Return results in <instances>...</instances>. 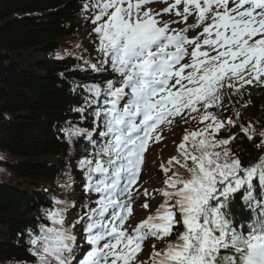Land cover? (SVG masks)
Here are the masks:
<instances>
[{
	"label": "snow or ice",
	"instance_id": "obj_1",
	"mask_svg": "<svg viewBox=\"0 0 264 264\" xmlns=\"http://www.w3.org/2000/svg\"><path fill=\"white\" fill-rule=\"evenodd\" d=\"M153 2L82 4L99 43L95 60L78 67L97 74L110 68L117 77L73 82L72 91L84 93L83 103L71 109L79 121H66L60 131L69 143L81 137L93 146L78 166L85 173L83 190L100 198L96 207L84 204L87 211L65 227L69 203L53 197L54 207L44 210L53 226L41 224L39 235L29 229L35 264H73L81 224L91 247L79 264H264V130L255 145L261 154L248 163L231 147L237 134L218 136L236 125L220 111L228 110L225 99L243 97L247 86H264V0H173L160 11L147 7ZM173 13L178 20L162 19ZM178 22L185 27H171ZM193 28L200 31L189 37ZM177 117L199 120L203 127L185 129L178 156L161 164L164 187L154 191L162 202L152 210L153 193L144 190L142 207L149 214L131 226L133 201L140 195L133 186L145 153L162 139L160 126ZM89 118L90 127H81ZM239 128L249 140L256 136L251 124ZM241 193L248 208H258L246 231L237 229L233 211ZM178 226L183 231L170 240ZM149 239L167 243L159 249L153 243L141 260Z\"/></svg>",
	"mask_w": 264,
	"mask_h": 264
},
{
	"label": "trees",
	"instance_id": "obj_2",
	"mask_svg": "<svg viewBox=\"0 0 264 264\" xmlns=\"http://www.w3.org/2000/svg\"><path fill=\"white\" fill-rule=\"evenodd\" d=\"M83 3L0 0V163L10 174V181L0 182V264H35V256L28 251L29 229L39 235L41 224L53 226L43 213L47 207H54L50 195L83 194L85 173L78 161L92 152L93 146L81 137L69 143L60 131L66 121H79L71 109L83 103L84 93L82 89L74 93L73 82L94 83L117 77L110 68L103 74L80 70L90 57L77 47ZM25 53L37 58L30 60ZM224 104L234 113L239 111L237 122L251 124L256 136L249 140L240 128L226 127L218 133L219 138L237 134L232 149L245 163L254 161L261 154L255 145L264 129V86H247L243 97L233 96ZM90 125L91 118L80 124L86 128ZM1 155L9 159L3 160ZM254 183L258 191V179ZM66 184L70 186H62ZM241 196L233 205L238 230H244L241 227L246 228L258 213V208L254 213ZM75 200L73 205L77 206L69 207L72 215L68 227L81 211L83 199L79 196ZM180 231L169 239H175Z\"/></svg>",
	"mask_w": 264,
	"mask_h": 264
},
{
	"label": "rangeland",
	"instance_id": "obj_3",
	"mask_svg": "<svg viewBox=\"0 0 264 264\" xmlns=\"http://www.w3.org/2000/svg\"><path fill=\"white\" fill-rule=\"evenodd\" d=\"M172 2L173 0H155V2L150 3V4L155 8V11H160L161 9L167 7L168 4ZM162 19L165 21L178 20V18L175 16L174 13L169 16L163 15ZM194 21H195V17L190 16L188 23H193ZM171 27H174L175 29L179 30L180 28H184L185 24L183 22L173 23L171 24ZM199 31H200L199 28H193L188 31L187 35L189 37H194V36H197ZM88 42L86 43V45L90 47L91 44ZM25 56H27L28 58H31L30 60L37 58V55H33V54L28 55L25 53ZM223 115L224 117H226L227 112H223ZM197 127L198 126L194 124L192 125L193 130H195ZM177 135H178V132L176 133V136ZM180 136H183V134H180ZM174 149H175V146H171V147L165 148L163 152L157 151L154 154L150 155L148 157L149 171L151 173L152 172L161 173L163 171V169L161 168V164H165L166 159L170 157L171 155L175 154ZM1 156L3 160L9 159L8 157H5V155H1ZM151 176H153V174H151ZM9 180H10V174L8 173L6 166L3 163H0V181H9ZM151 193H153V197L149 200V203H150V208L153 210V208L157 205V202L159 201L160 193L158 191L151 192ZM140 214L141 216H146L149 214V210L148 209L142 210L140 211Z\"/></svg>",
	"mask_w": 264,
	"mask_h": 264
}]
</instances>
